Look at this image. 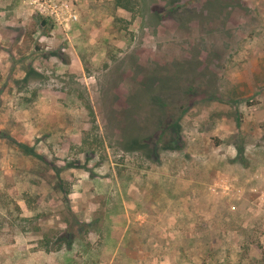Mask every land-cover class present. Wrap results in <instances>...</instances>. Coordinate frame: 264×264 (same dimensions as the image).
Masks as SVG:
<instances>
[{
    "label": "rangeland",
    "instance_id": "obj_1",
    "mask_svg": "<svg viewBox=\"0 0 264 264\" xmlns=\"http://www.w3.org/2000/svg\"><path fill=\"white\" fill-rule=\"evenodd\" d=\"M46 1L0 0V264H264V0Z\"/></svg>",
    "mask_w": 264,
    "mask_h": 264
},
{
    "label": "trees",
    "instance_id": "obj_2",
    "mask_svg": "<svg viewBox=\"0 0 264 264\" xmlns=\"http://www.w3.org/2000/svg\"><path fill=\"white\" fill-rule=\"evenodd\" d=\"M123 1L124 0H116V4L120 7L128 9L126 6H124ZM49 22L50 21L48 19L42 18L41 25L45 26ZM125 147L127 151H145V149H147L149 146L142 138L130 136L126 137L125 139Z\"/></svg>",
    "mask_w": 264,
    "mask_h": 264
},
{
    "label": "built area",
    "instance_id": "obj_3",
    "mask_svg": "<svg viewBox=\"0 0 264 264\" xmlns=\"http://www.w3.org/2000/svg\"><path fill=\"white\" fill-rule=\"evenodd\" d=\"M38 9L41 13H47L49 17L54 18L60 16L59 12L69 9V5H59L56 2L40 0ZM69 18L75 21L77 20V15L71 13Z\"/></svg>",
    "mask_w": 264,
    "mask_h": 264
}]
</instances>
